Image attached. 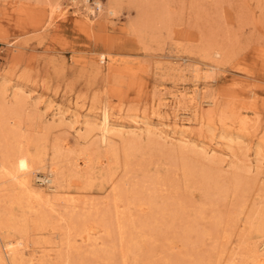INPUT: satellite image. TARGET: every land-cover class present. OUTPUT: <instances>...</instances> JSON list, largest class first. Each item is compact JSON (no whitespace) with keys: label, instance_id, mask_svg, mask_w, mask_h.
Listing matches in <instances>:
<instances>
[{"label":"rangeland","instance_id":"rangeland-1","mask_svg":"<svg viewBox=\"0 0 264 264\" xmlns=\"http://www.w3.org/2000/svg\"><path fill=\"white\" fill-rule=\"evenodd\" d=\"M95 1L87 17L84 0H0V108L20 110L22 146L52 153L59 141L68 154L55 201L10 205V187L0 214L41 253L69 251L75 264L258 263L264 0H99L100 12ZM194 82L214 101L197 117L172 105ZM161 98L171 106L159 109ZM105 108L127 125L106 144L93 117ZM82 152L88 167L75 166ZM41 171L32 180L45 189Z\"/></svg>","mask_w":264,"mask_h":264},{"label":"bare ground","instance_id":"bare-ground-1","mask_svg":"<svg viewBox=\"0 0 264 264\" xmlns=\"http://www.w3.org/2000/svg\"><path fill=\"white\" fill-rule=\"evenodd\" d=\"M84 1L86 2L85 8L88 12L86 16L88 17V14L89 15L91 14V15H94L95 17L98 11H96L93 6L88 5V0H84ZM95 5L97 6L100 12L102 10V4H100V1L96 0ZM57 8H60V6H57ZM212 67H215V66H212ZM198 80L199 79H196V81ZM200 87L197 82H194L192 88L186 89L184 91L179 90L173 93L172 94L173 107L176 109H179L181 107L180 105L182 101L183 102L186 101L190 103L192 106V109L190 108V110L192 113H194L193 116L194 115L195 117H197V115L199 116L198 112H200L201 110L200 106L202 104L205 103V105L207 106V104L210 105V104H213L214 102L213 99L212 100L211 99L201 100L202 96L200 95V92H201ZM203 98H205V96ZM168 102L169 101H166L164 99L163 102L158 103V108L164 109L168 106H171ZM188 107H190V105ZM181 108L184 110L183 106ZM55 110L57 111H55L53 115L56 117H59L61 120L65 116V114L68 113V111H64L59 105L55 108ZM185 111H186V108H185ZM185 111L178 113V110H177L175 113V114L178 113L176 115V118L180 120H187V121L192 119L189 115H187V113H185ZM73 115H77V114L74 113ZM93 117L94 119L96 118V120L99 121L101 131H102L101 133H102L103 143L105 142V144L106 142H109L110 134H116V132L122 133L123 131H126L125 128L127 125L124 123L125 121L114 119L112 117V114L106 108L100 114H96V115L94 114ZM20 120H21L20 110L10 108L9 106H7L6 103L2 104L0 108V180H1L0 183L1 184L8 183V184L7 186L0 188V201L2 200L1 193L4 195V191L6 189L13 187V190L15 188L17 191L14 193V195H11L8 197L7 202L10 205L11 204L12 205L13 204L23 205L25 203L31 202L33 199L42 204L43 203L49 204L55 201L57 194L63 189L62 187L64 185V182L62 183L61 181L65 173H63L62 172L63 170H61L62 164H60V162H61V157L62 156L64 157L65 155H67L68 157V154L62 151V144H60L59 141L54 142V144L52 145L53 146L51 148L52 153L48 152L49 149L47 150L45 147L39 144L34 145L32 149L28 147L29 145L22 146L21 139L23 138V136L20 135V130H19L21 128ZM130 123L131 124L133 123V125H136L137 127L143 126V129L149 132V135L151 131H153V129L151 128L153 125H151L147 120L143 118L134 119ZM49 128L51 129L52 126H49ZM92 128L90 127L89 129L92 131L93 130ZM185 132L186 131L184 130L178 131L175 128L168 130V133H173V134L179 133L180 136L187 137L188 134ZM30 141L31 140H28L27 144H29ZM83 154L84 153L82 152V154H80L79 157L76 158L77 163L75 166H80V165H83L86 167L89 166L88 165L89 159L87 160ZM186 168H188V166ZM41 170H44V173H45L44 174L45 177L43 178V181L47 182L46 184H48L45 189L35 187L33 180H32L33 179L32 174L34 172L36 173V171H41ZM186 170L187 169H185V171ZM190 173H186V174L189 175ZM206 179L207 178H203L202 176L201 182L205 183ZM3 200L2 202H5V200L4 201ZM122 212L124 213V211ZM22 225L24 224L22 223ZM37 225L39 227L42 226L41 222ZM83 225H85V223ZM24 228H25L24 226L16 224L12 216H10V214L8 215V213L6 212H2L0 214V264H75V260L73 259V257H71L72 255L68 253L69 251L66 252L67 254L66 253L64 254L58 250L59 252H57V254L53 256H52V253H49V252L41 253V251L39 250L40 247L36 245L37 243L36 242L31 243L29 241L28 236L26 234V230H25L26 228L25 229ZM261 228L264 229V225H262ZM79 229H77V231ZM88 231L89 230L83 226L81 227L80 231H78L79 235L78 234L77 235L78 237L81 236L82 239H86L85 234L86 233L89 234ZM31 245H34V246H31ZM253 251L256 256V260L258 259V263L256 264H264V241L261 242L258 247H255ZM39 253L42 255H38ZM24 256H28V259L24 258Z\"/></svg>","mask_w":264,"mask_h":264}]
</instances>
